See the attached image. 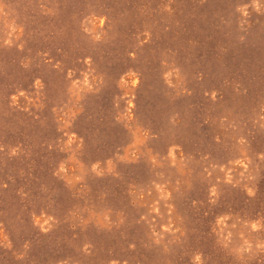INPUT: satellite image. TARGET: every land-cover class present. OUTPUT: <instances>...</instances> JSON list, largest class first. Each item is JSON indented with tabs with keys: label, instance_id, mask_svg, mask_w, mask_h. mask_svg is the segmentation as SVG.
I'll list each match as a JSON object with an SVG mask.
<instances>
[{
	"label": "rangeland",
	"instance_id": "obj_1",
	"mask_svg": "<svg viewBox=\"0 0 264 264\" xmlns=\"http://www.w3.org/2000/svg\"><path fill=\"white\" fill-rule=\"evenodd\" d=\"M0 264H264V0H0Z\"/></svg>",
	"mask_w": 264,
	"mask_h": 264
}]
</instances>
